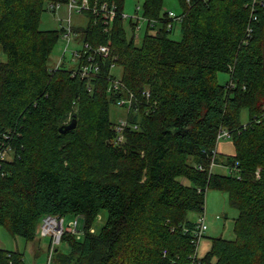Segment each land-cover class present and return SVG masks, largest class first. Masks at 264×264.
I'll list each match as a JSON object with an SVG mask.
<instances>
[{"label":"trees","instance_id":"obj_1","mask_svg":"<svg viewBox=\"0 0 264 264\" xmlns=\"http://www.w3.org/2000/svg\"><path fill=\"white\" fill-rule=\"evenodd\" d=\"M97 1L117 9L106 30L90 10L77 13L85 25H71L110 52L81 77L65 60L48 63L65 24L39 27L45 6L55 12L49 4L59 2L68 14L69 0H0V150L10 149L0 159V226L32 240L46 215L82 216V238L64 232L70 250L55 246L51 264H264V0H177L179 19L162 11L164 0H144L139 44L123 0ZM115 67L123 88L108 90ZM218 72L229 73L225 84ZM123 98L127 125L115 142L110 106ZM220 129L234 153L218 161ZM209 189L237 210L235 238L214 237L198 256L186 215H205ZM101 209L107 218L90 231ZM0 264H24L22 253L0 247Z\"/></svg>","mask_w":264,"mask_h":264},{"label":"rangeland","instance_id":"obj_2","mask_svg":"<svg viewBox=\"0 0 264 264\" xmlns=\"http://www.w3.org/2000/svg\"><path fill=\"white\" fill-rule=\"evenodd\" d=\"M136 7L138 10L136 12ZM143 8L144 0H123L122 13L131 17L133 22H137V28L134 29V41L136 44H139L142 38L144 37L147 20L143 17ZM172 12L175 15L181 13V7L177 0H164L162 11ZM67 17V10L65 5H61L58 10L52 12L48 10L45 6V10L42 12L39 22L40 29H54L59 27L62 24H65ZM71 22L73 25H85L87 22V17L83 14H77L71 12L70 14ZM137 18V20H136ZM124 29L126 32L127 38L132 36V29L129 23L126 21L124 23ZM170 37L175 40L180 39V31L178 26H176ZM80 38L76 40V44H79ZM64 46L62 40L54 45L50 58L49 66H54L60 59ZM5 54L0 48V61L5 60ZM64 64L66 68H71L74 65V62L71 60L68 52L65 54ZM120 68H114V75L119 77ZM217 82L220 84H225L229 80V73L218 72L216 75ZM126 119V107L121 104H111L110 106V119L112 122H117L119 119ZM75 120L72 118L71 120ZM240 122L246 123L248 120V110L247 108H242L239 114ZM76 122V120H75ZM217 149V160H224L228 155L231 156L234 153L233 141L230 138L219 139L216 144ZM216 173H228L229 169L222 164H216L212 168ZM184 183H188L185 178H180ZM204 213L206 215V230L203 233V236L198 241L196 252L198 256H202L207 250L210 249L212 238L214 237H223L226 239H234L235 234L233 232V219L237 216V210L230 206L227 200V194L224 191L209 189L206 192L205 196V206ZM199 212L189 211L187 212V218L189 220L197 221L199 217ZM78 219V231L79 236L82 238L83 235V217L82 216H64V223L67 225L68 222ZM107 218V211L101 209L94 217L90 231L98 233L100 227L103 225ZM40 223L37 228V233L35 234L34 239L26 240L25 238L12 235L4 226H0V247L6 250L19 251L23 256L24 264H47V253L48 245L50 242V237L48 235H40ZM60 252L67 253L70 250V246L67 241H62L56 245Z\"/></svg>","mask_w":264,"mask_h":264},{"label":"built area","instance_id":"obj_3","mask_svg":"<svg viewBox=\"0 0 264 264\" xmlns=\"http://www.w3.org/2000/svg\"><path fill=\"white\" fill-rule=\"evenodd\" d=\"M61 4L59 2H54L49 4V9H54L55 11L59 9ZM138 9V7H136ZM83 10H90L93 13H96L101 16L102 22L104 24L105 30L108 28L110 23L113 21L114 17L116 16L117 9L114 4H108L107 1L99 2L94 0L93 4H90L88 0H69L68 2V14L66 17L65 25H63V31L61 33L60 39L63 42V52L56 63V67L65 60V54L68 52L70 55L71 60L74 62V66L72 67L73 73H78L81 77H88L92 74L98 72V64L96 62L95 57H107L110 50L109 47L104 44H99L97 46H90L87 42L81 41L79 44H76V40L78 39V34L73 30L71 25V12L75 13H82ZM122 16L127 19L129 16L122 14ZM169 16L176 17L179 19L175 14L169 12ZM254 20L256 19L255 15H252ZM170 27V24H168ZM251 31V28H248V32ZM82 57L85 62H82ZM80 61L82 63H80ZM123 88V84L119 77H111L108 90H116ZM131 96V95H130ZM130 99H121L117 101V104H121L124 106V102H129ZM127 108V107H126ZM127 125L126 119H119L115 123V132L117 136L115 138V142H119L123 140V130ZM218 138H228L230 137V133L226 129H220L217 135ZM10 150V149H9ZM7 149L0 150V159L6 158L8 151ZM78 226V219L72 220L65 225L63 217H57L53 215H46L42 218L40 223V235L50 237V244L48 247L47 253V264H51V259L53 256V251L55 246L59 244L60 238L64 232L73 233L79 235V231L77 229ZM206 223H205V215L201 214L196 221V229L194 234L197 239V243L201 236H203L204 231L206 230Z\"/></svg>","mask_w":264,"mask_h":264},{"label":"water","instance_id":"obj_4","mask_svg":"<svg viewBox=\"0 0 264 264\" xmlns=\"http://www.w3.org/2000/svg\"><path fill=\"white\" fill-rule=\"evenodd\" d=\"M74 126H75V120L73 119V120H71L68 124H66V125H64V126H61V127L59 128V130H60L61 132H63V131H65V130H68V129L73 128Z\"/></svg>","mask_w":264,"mask_h":264},{"label":"crops","instance_id":"obj_5","mask_svg":"<svg viewBox=\"0 0 264 264\" xmlns=\"http://www.w3.org/2000/svg\"><path fill=\"white\" fill-rule=\"evenodd\" d=\"M206 216V215H205Z\"/></svg>","mask_w":264,"mask_h":264}]
</instances>
